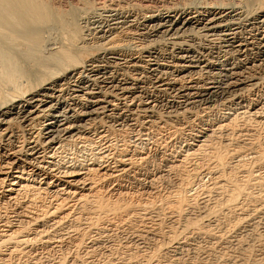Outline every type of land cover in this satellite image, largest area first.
Listing matches in <instances>:
<instances>
[{
    "label": "bare ground",
    "instance_id": "obj_1",
    "mask_svg": "<svg viewBox=\"0 0 264 264\" xmlns=\"http://www.w3.org/2000/svg\"><path fill=\"white\" fill-rule=\"evenodd\" d=\"M141 1L0 0V203L8 198L20 204L18 208L35 226L30 231L18 221L11 228L3 219L0 227L6 228L0 230V264L28 255L40 259L37 248L45 254L63 245L79 248L89 231L78 232L64 225L76 205L91 216L85 219L88 228L104 223L113 226L111 219L131 224L135 202L132 205L130 200L134 197L125 198L126 202L123 197L118 203L106 201L100 192L145 161L138 145V140H145L141 136L149 138L152 132L165 129L174 136L185 125L204 122L208 115L216 114L219 117L207 127L196 130L190 152L177 155L178 150L173 151L178 159L169 171L202 153L191 172L186 171V183L195 179L200 167L222 172L228 160L240 154V150L225 149L229 136L234 137L236 147L252 155L253 162H264V95L253 104L249 100L264 87V0H157L161 5L156 1L159 7L154 9ZM129 133L139 137L134 145L129 144L132 147L122 139ZM217 136L218 148H211ZM78 146L83 150L89 147L90 154L84 152L83 159L70 156V149ZM230 177L222 179L230 183L225 201L232 202V231L221 224H215L219 228L213 231L212 220H202L210 213L208 206L205 215L195 220L180 217L186 199L176 196L168 203L175 213L172 222H182L181 227L169 225L162 231L165 227L159 219L154 226L151 223L152 228L132 233L138 238H161L167 246L162 252H173L175 257L187 250L197 235L213 241L219 250L237 247L235 232L255 226L260 215L264 236V195L253 198L244 194L242 198L254 203L238 207L233 202L250 180L237 185ZM254 180L259 186L261 177L255 175ZM119 197L115 200L120 201ZM44 200L46 204L38 206V201ZM200 204L206 208L204 200ZM102 225L95 228L98 237L110 231ZM186 227L190 229L184 232ZM85 239L88 243L82 245L89 254L100 246L101 239ZM60 258L53 263H61ZM257 260L264 264V252Z\"/></svg>",
    "mask_w": 264,
    "mask_h": 264
},
{
    "label": "rangeland",
    "instance_id": "obj_2",
    "mask_svg": "<svg viewBox=\"0 0 264 264\" xmlns=\"http://www.w3.org/2000/svg\"><path fill=\"white\" fill-rule=\"evenodd\" d=\"M113 1L115 2V0H113ZM138 1H141V0H138ZM149 1H151V2H148V0H145V1L142 0L141 2H144V3H146L149 6L151 5V8L152 9H154V7L155 8L156 7H159V4L160 3L157 0H155V2H154V0H149ZM173 1L174 2H178L180 0H173ZM107 2L108 3H111L109 1H107ZM147 5L144 4V6H147ZM261 88L258 89L259 92L257 91L255 94H253L255 96H253V97H251L249 99L252 104L254 102L259 101V98H261V96L264 95L263 94L264 93V87H261ZM253 98H255V99H253ZM252 100H253V102H252ZM250 101H248V102L250 103ZM261 102H262V100H261ZM208 116L209 117H206V121H204V122H199V121H195L194 122L193 121L194 123L192 122V123H190L188 125H185L184 127H182L180 129V131H178L179 134L178 133H175L176 136L175 135L174 136H171L172 134L169 135V132L170 131L168 132V130H166V129L163 130V131L160 130V131L155 132V133L152 132L150 134V136H149L150 140H149L148 137L141 136V139L144 138L145 140H142V141L138 140L140 142L138 145L141 147L142 151L144 152V155L143 156L145 157V159H144L145 161L144 162L142 161L135 170L131 171V173L128 172V173H125V174H121V176L120 177H117L116 178L117 180L111 182V184H109L107 186V188L101 189L102 191L100 192V194H102V195L105 194V195H103V198L104 199L107 198V199H105L106 201H108V199H110L109 201L112 200V202H115L116 201V202L120 203V202H123V200H124V202H126V199L127 198L128 199H131L132 197H134V198H132L130 200L131 203H132V205L135 202L134 205H133V208L135 209L133 211L134 218H133V221H131V224H125V223L120 224V223H117L116 220L114 221V219H111L110 221H112V224L114 223L113 226H109V225L107 226V224L104 223L105 225L100 224V225H96L95 227H89L88 228V226H86L88 224V221L85 220V219H88L90 215L87 217L88 213L85 212V211H82V210L78 209L79 207L77 205L71 208V212L69 213L68 217L66 218L67 220H66V223L64 224L65 227H68L70 229L71 228H74L75 231H76V229H78L77 230L78 232H80L81 230L83 232L89 231V233L86 234L83 237V242L82 243H85L86 245L88 243L86 241L88 239H85L87 236H89V238H95L96 237L98 239H101L100 246L99 247H95V250H94L95 252L93 251L94 253L91 252L93 254H91V253L89 254V253L86 252V249H84L85 248L84 246H86L85 244H83V245H82V243L79 244V248H77L78 247L77 245L76 246L72 245L73 246L72 247L71 244H69V245H65V246L63 245V246H61L62 249L61 248H59L58 250L54 249V251L56 250L55 252L53 250H51L47 254H45L44 251L41 250V248H37L36 249V253H38L39 256L42 255L43 258L41 257L40 259H34V258H32L31 256L28 255V256L21 257L20 259H12L10 262H8V264H11V263L12 264H17V263L18 264H22V263L23 264H31L34 261L36 262V261H39V260H40L39 262H36V263H33V264H54V263H56L59 260L60 257H63V258H60L62 261L60 260L61 263L59 262V264H74V263L75 264H109V263L110 264H112V263L113 264H125L126 261H128L127 264H230V263L231 264H236V263L237 264H246V263H248V264H255V263L256 264H262V263H260L259 260H257L258 254L260 252H264V251H262V249L264 250V238H261V237H264V236H261L262 235L261 234L262 233V224H261V221L263 219V216L262 215H260V217L258 216L257 218H255V222H254L255 223V226H251V228L250 227H246V228L244 227L245 229L242 228L241 231L235 232V234L237 235V239L239 238L238 239L239 240V243H238L239 246H237L238 248L235 247L234 245H230V246H227L223 250H219V248L216 245L213 244V241L211 243V240H209L207 237L202 236V235H200V236L197 235L198 238L197 237H193V240L194 241L193 240L190 241L191 242L190 243L191 248L189 246V248L187 250H183V252H181V253L179 252L178 255H176L177 257L174 256L173 252H168V253L162 252V249L164 247H167V246L165 245V243L161 242V238H159V237L158 238L157 237L144 238V237H141V236L138 238V237L135 236L134 233H132L133 231H137V230H138L137 232H140L141 233V231H144V229L152 228L154 226V224L157 221H160V220H161V223H163V225L161 224V226L162 227H165V228H162V231H165V229H167L169 227V225H173V227L174 226H177V228L181 227L180 225H182V222H179V224H178L179 226L175 224L177 222H175V223L172 222L173 221V218L175 217L174 216L175 213L171 209L172 207H169L171 204L168 203L169 201H173L176 196H184L185 199H186L185 204L182 205L181 214L179 213L180 214L179 215L180 217L181 216H182V218L183 217L184 218L185 217L186 218L190 217L188 219H190V220H193L194 219L195 220V217L196 216L201 215V214H204L205 215V212H206L207 206H208V211L207 212L209 213V211H210V213L209 214L207 213L208 215H205L202 220H209V222L212 220L210 222L211 226L215 227V224H221V226L224 225V227H227L229 229V231H232V230H230L231 227H229V225H232V222L235 221V220H232V219H234L233 218L234 215H232V212L229 213V209L231 207L230 204L232 202L229 203L228 201H225L226 200L225 197L229 194L228 193V189L230 187V183H229L228 180L224 181L226 178H229L230 175H231V177H230L231 180L234 179V181L232 180L231 183H233V182H235V184L238 183L237 185L243 184V179L249 178V180L253 182V178H254L255 175L261 177V180L259 181V183H260L259 186H256L255 185L256 182L254 180L253 184H252V182L249 181V183L245 186L246 188L244 187L245 190L243 189L244 191L240 193L241 195L238 196L236 198V200L233 202L234 204H237L238 207H240V205L243 206V204L246 205L248 203L250 205L251 204L253 205V203H254V202H250L249 203V201H247L245 198H242V197H245L244 194H247L250 197H253L254 196L253 198H255V196H258V195H264V162H261V163H258V162H255V161L253 162V160H251V158H250V157H252V155L249 154V152L247 150H244L243 149V151H242V149L240 147H236L235 146V143H234L235 141L233 140L234 137L231 138V136H229L231 139L229 137H227L229 141L227 140L228 143L226 142V144H228V145L225 147V149L228 150V151H230V150H234V151L235 150L236 151L240 150V154H239V158L238 157L237 158L235 157V158H232L231 160H228L229 163H228V165H226L224 167V170H222V172L221 171H218V170L206 171V170H204V167H200L201 169L198 168V170H197L198 172L197 171L195 172V177H194L195 179L191 180L192 182L189 181L188 183H186L185 182V179H186L185 173L187 174V172L188 173L191 172V168H192L193 164L195 163V161L198 162L202 158V155H203L202 153H201L202 155L200 153L198 154L199 157L196 156V155H194V157L191 158L193 161L191 159L190 160L187 159L186 161H184V162H187V163H182L180 165V167H178L179 170H178V168H175V169H172V170L169 171L170 164L175 163V161L178 159V158L175 157L176 154L173 151H177L178 150L177 151L178 152L177 155L179 153H181L182 151L190 152L189 150L192 148V146L190 147V145L193 144L192 143L193 142L192 141V138L195 135V132H197L200 129H203L204 127H207V125H208L207 123L212 122L213 120H215L216 119L215 117L217 115L216 114H210ZM218 117L219 116H217V118ZM207 119H209V120H207ZM239 123H237V125ZM236 127H238V126H236ZM183 128H184V130H183ZM137 134H134L133 135L135 137H133L130 133L128 134L129 136L127 134H124V137L122 139H124V138L125 139H124L123 142H126V145H129L131 143L134 145V143L139 138ZM130 135L132 136L131 138H130ZM215 139H216L217 142L219 141L218 140V136L217 137H214L213 138L214 142L210 145L211 148H214V149L215 148H218V146L216 145L217 142L215 141ZM163 140L165 142H163ZM156 144H158V145H156ZM170 144H171V147L173 149L171 147H168ZM133 145H129V146L132 147ZM79 146H78L79 149H77V148L70 149L71 152H69V154L70 153L72 154V155L70 154V156H74L77 159L78 158H80V159L86 158V154L87 155L90 154V152L87 150L89 147L87 149L83 150V148H81ZM238 148H240V149H238ZM209 149L205 150L204 152L207 153L209 151ZM80 150H83V152L80 151ZM86 150H87V152H86ZM223 151H224V149H223ZM75 152H77V153H75ZM83 153L85 154V156H84ZM70 156L68 158H70ZM175 158H176V160H175ZM194 158L197 159V160H195ZM70 159H67V162H69ZM188 162H189V164H188ZM242 162H244V163H242ZM190 165H191V167H190ZM242 165H244V166H242ZM180 169H182V170H180ZM134 172H135V174H134ZM248 172H250V174ZM227 174H228L229 177L227 176ZM183 175H184V178H182ZM223 177H224V180L222 179ZM183 179H184V181H183ZM223 182H224L225 185H223ZM185 183H186V186H185ZM218 183L220 184V186L222 188L219 187V184ZM212 186H214V187H212ZM215 186H218L219 188L218 187H215ZM226 187H228V189ZM224 188H226L227 190L224 189ZM103 190L105 191V193H104ZM247 191H248V193H247ZM226 192H227V194H226ZM244 192H246V193H244ZM119 194L121 195L122 198L119 197L120 201L119 200L117 201L115 199H116V196H119ZM217 194H219V196ZM130 195H132V196H130ZM123 197H124V199H123ZM239 198H240V200H239ZM27 199H29V198H27ZM203 200L205 201L206 208L203 207V206L201 207V204L200 203ZM23 201H25V203H26V200H21L20 202H23ZM243 201H244V203H243ZM2 202L4 204H1L0 203V214H1L0 216L3 217V218H0V221H1L0 223L1 224H3L2 222H4V220L6 219L9 222L11 228H15V226L18 224V221L20 223H25V226L27 225L28 227L27 226L26 227L30 231H32L35 228V226H33L31 224V222H30L31 220H30V218H28L29 216H24V213L23 212H25V211L24 210H20V207L18 208V206L20 204L19 205L14 204L13 202L9 201L8 198H4ZM8 202H9V204H8ZM46 202L47 201H45V200L43 202L42 201L41 202L38 201V204L39 205L37 203H36V205L40 206L43 203L46 204ZM137 202L141 206H139ZM149 203L152 204V205H150ZM165 203H166V206H164ZM219 203H220V205H219ZM145 204H147L148 206H146ZM224 204H226V205H224ZM248 204H247V207H251L252 206V205L250 206ZM2 205H4V206H2ZM6 205H8V206H6ZM136 205H137V207H136ZM216 206H218L219 209H221V210H218V207H216ZM221 206H223V208ZM213 207H215V209ZM224 207H226V208H224ZM244 208H245V206H244ZM74 209H75V211H74ZM136 209H138V210H136ZM213 209L214 210H218V212L216 211L218 214L215 213V211ZM144 211H145V213H143ZM146 211H147V214H146ZM222 211L224 212V214H223ZM220 212H222V213H220ZM26 215H30V214L27 213ZM79 215H81V216H79ZM83 216H85V217H83ZM139 216L140 217L142 216L143 218L141 217L142 218L141 219ZM137 217H139V218H137ZM182 218H180V220ZM259 218H261V219H259ZM82 219H83V221H82ZM140 219L142 221L138 222V220H140ZM145 219H147V220H145ZM230 219L232 221H230ZM78 221H80V222L78 223ZM215 221H216V223H215ZM28 222H29L30 225L28 224ZM81 223L83 224V227H81L82 226ZM151 223L153 224V226H152ZM259 223L261 225H258ZM76 224H77V226H76ZM144 224H145V226H144ZM226 224H228V225H226ZM78 225H80L79 226L80 229L78 228ZM101 225L102 226H107L110 229V231L108 232V235L105 236V237L104 236L103 237H98L97 234L95 233L97 231L95 228L96 227L98 228ZM131 225H132V227H131ZM146 225H147V227H146ZM117 227H119V228H117ZM140 227H142V228H140ZM5 228L0 227V230L1 229H5ZM85 228L86 229L88 228V230H86ZM131 228H133V229H131ZM174 228H176V227H174ZM218 228L219 227H215L213 229V231H215ZM220 228L222 229V227H220ZM184 229H185L184 232H187L190 229V227H188V228L186 227ZM240 233L242 234V236H241ZM132 234L134 236H132ZM239 234H240V236H239ZM263 235H264V233H263ZM107 237H108V239H107ZM240 237H241V239H240ZM206 238H207V240H206ZM145 239H146V241H144ZM154 239H156V240H154ZM195 239H196V241H195ZM230 241H231L232 244L235 243V239L234 238L233 239L231 238ZM104 242H105V245H104ZM161 243H163V244H161ZM209 243H210V245L208 246ZM240 245H241V247H240ZM101 246H103V247H101ZM210 246H211V248H210ZM213 246H215V247H213ZM231 246H233V247H231ZM195 247H196V249H195ZM74 248L77 249V252H76V250ZM159 248H160V250L157 251V249H159ZM245 248H248V249L246 251H244ZM250 248H252V249H250ZM240 250L242 252H244V253L242 254V252ZM64 251H66V252H64ZM209 251H210V253H209ZM258 251H260V252H258ZM226 253H227V255H226ZM43 254H44V256H43ZM75 254L76 255H79V257H77ZM47 255H48V258H47ZM248 255H250V256L248 257ZM83 256H87V257H83ZM240 256L242 257V260H241L242 263L240 261H237V260L241 259ZM24 258H26V259H24ZM45 258H46V260H45ZM243 258H246V259L248 258L247 259L248 261L245 260V259H243ZM42 259H44V260H42ZM56 259H57V261H56ZM15 260H17V261H15ZM19 260L22 261V262H19ZM63 260H64V262H63ZM233 260H234V263H233ZM249 260H250V263H249ZM53 261H54V263H53ZM72 261H76V262H72ZM86 261H87V263H86ZM256 261L259 262V263H257Z\"/></svg>",
    "mask_w": 264,
    "mask_h": 264
}]
</instances>
